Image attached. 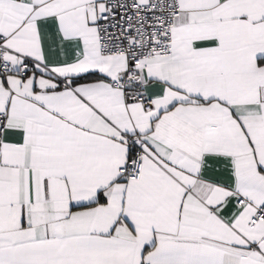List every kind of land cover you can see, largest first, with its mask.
<instances>
[{
  "label": "snow or ice",
  "instance_id": "obj_1",
  "mask_svg": "<svg viewBox=\"0 0 264 264\" xmlns=\"http://www.w3.org/2000/svg\"><path fill=\"white\" fill-rule=\"evenodd\" d=\"M0 264H264V0H0Z\"/></svg>",
  "mask_w": 264,
  "mask_h": 264
}]
</instances>
